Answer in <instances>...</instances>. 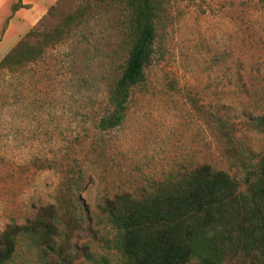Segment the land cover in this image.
Masks as SVG:
<instances>
[{
    "label": "rangeland",
    "instance_id": "1",
    "mask_svg": "<svg viewBox=\"0 0 264 264\" xmlns=\"http://www.w3.org/2000/svg\"><path fill=\"white\" fill-rule=\"evenodd\" d=\"M157 1L151 61L110 130L95 124L126 56L121 4L36 0L33 23L0 46L1 59L29 29L43 42L41 34L89 5L82 21L42 45L34 60L0 68V234L54 203L75 177L73 197L87 217L51 250L21 238L6 264H121L114 230L99 213L104 199L140 195L167 174L203 163L239 177L220 147L214 114L232 125L231 152L264 153V132L250 126L264 117V0Z\"/></svg>",
    "mask_w": 264,
    "mask_h": 264
},
{
    "label": "trees",
    "instance_id": "2",
    "mask_svg": "<svg viewBox=\"0 0 264 264\" xmlns=\"http://www.w3.org/2000/svg\"><path fill=\"white\" fill-rule=\"evenodd\" d=\"M100 6H123L125 60L107 91L105 108L96 121L99 131L118 126L125 115L133 86L144 79L143 69L153 54L155 29L160 15L157 0H96ZM24 7L12 3L13 12ZM89 5L78 6L53 29L41 34L29 29L0 59V68L13 70L34 60L41 46L58 42L78 25ZM220 147L232 166L236 179L228 172L203 163L180 172L169 173L137 196L121 193L106 198L99 213L114 230L113 245L121 264H264V153L233 149L232 125L213 118ZM250 126L264 132V117H254ZM79 177L64 182L54 203L41 206L22 224L12 225L0 234V264L13 256L21 238L46 250L55 238L67 237L80 229L86 214L73 197ZM76 198L77 203L72 204Z\"/></svg>",
    "mask_w": 264,
    "mask_h": 264
},
{
    "label": "crops",
    "instance_id": "3",
    "mask_svg": "<svg viewBox=\"0 0 264 264\" xmlns=\"http://www.w3.org/2000/svg\"><path fill=\"white\" fill-rule=\"evenodd\" d=\"M14 0H0V22L2 20H6L8 16L10 18L7 19V24L2 29V35L0 37V46L3 45L7 41H14V36L16 35L18 29L26 28L27 25L33 23L37 15L39 14V10L35 8L37 4L36 0H20L21 4L32 3L31 8H23L19 7L13 12L10 10V6ZM41 2H50L51 0H40ZM17 17H23V21L18 23L16 22Z\"/></svg>",
    "mask_w": 264,
    "mask_h": 264
}]
</instances>
